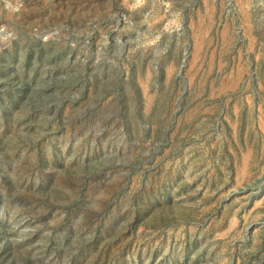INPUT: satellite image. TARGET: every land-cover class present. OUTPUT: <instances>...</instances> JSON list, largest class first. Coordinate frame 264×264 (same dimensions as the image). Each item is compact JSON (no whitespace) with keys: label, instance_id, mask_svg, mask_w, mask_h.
I'll return each mask as SVG.
<instances>
[{"label":"rangeland","instance_id":"374dc122","mask_svg":"<svg viewBox=\"0 0 264 264\" xmlns=\"http://www.w3.org/2000/svg\"><path fill=\"white\" fill-rule=\"evenodd\" d=\"M0 264H264V0H0Z\"/></svg>","mask_w":264,"mask_h":264}]
</instances>
